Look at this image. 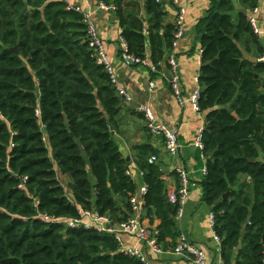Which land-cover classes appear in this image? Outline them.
Masks as SVG:
<instances>
[{
  "label": "trees",
  "instance_id": "1",
  "mask_svg": "<svg viewBox=\"0 0 264 264\" xmlns=\"http://www.w3.org/2000/svg\"><path fill=\"white\" fill-rule=\"evenodd\" d=\"M237 1L248 12L258 6ZM115 7L128 53L149 52L160 70L175 40L164 4L147 1L146 27L121 2ZM196 31L199 112L206 114L203 202L212 208L224 263L264 264V46L233 0H211ZM121 103L89 49L82 14L61 0H0V264H144L121 252L113 235L60 222L80 218V209L114 222L130 216L138 188L111 131ZM134 150L146 215L160 220L159 241L172 248L181 235L176 208L166 210L162 164L149 163L159 151L149 143Z\"/></svg>",
  "mask_w": 264,
  "mask_h": 264
},
{
  "label": "crops",
  "instance_id": "2",
  "mask_svg": "<svg viewBox=\"0 0 264 264\" xmlns=\"http://www.w3.org/2000/svg\"><path fill=\"white\" fill-rule=\"evenodd\" d=\"M67 5H78L84 11H91L98 29L99 36L104 42V52L118 80V87L124 89L131 100L126 101L120 97L121 112L117 119V129L113 136L124 159L129 163L128 171L137 185L138 191L144 185L143 177L137 168V155L135 146L149 143L159 151L158 161L164 170L163 179L167 185V195L175 190L180 184L179 172L186 171L190 180V195L184 206V215L177 220L180 234L184 235L190 242L208 249L209 259L204 264H218L221 257V247L213 239L214 230L211 225L212 208L203 202L204 188L202 182L205 178L204 170L207 159L202 150L194 145L195 138L205 126V116L196 111L191 102V96L196 90H200L198 78L201 70V42L197 34L198 23L206 16L211 0H183L182 5L186 8L184 22V35L173 45L171 51L166 55V61L161 69L153 72L145 67H126L123 65V53L125 45L122 42V29L116 10H103L99 8L102 0H61ZM121 2L125 15L144 21L147 26L148 15L146 4L148 0H107L108 6H115ZM237 12L241 10L237 0H233ZM165 7L166 24L175 23L178 16V7L169 3H163ZM264 0H258V6H263ZM248 15V11H247ZM259 28L263 32L260 35L264 46V15H258ZM147 57L150 58L149 52ZM175 57L179 65L181 75L182 99L180 104L176 98L171 80L173 77L170 59ZM245 57L254 60V56L246 54ZM264 58V56H263ZM259 61V59H258ZM155 86L152 87L151 84ZM117 93V92H116ZM148 108L155 119L175 129L178 132L182 145L179 155H171L165 147L162 139L149 134L146 127L144 115L141 108ZM57 178L64 186L70 180L63 176L55 163ZM179 179V182H178ZM93 181V179H92ZM65 187V186H64ZM66 188V187H65ZM69 198L73 201V195L67 190ZM123 207V204H120ZM131 214V211L129 212ZM144 222L152 227L158 228L160 220L154 218L151 221L146 215V209L142 214ZM124 242L129 246L137 245L135 237L125 236ZM138 248L144 253L151 264H194L189 259L178 257L173 253L154 254L145 245L138 244Z\"/></svg>",
  "mask_w": 264,
  "mask_h": 264
},
{
  "label": "built area",
  "instance_id": "3",
  "mask_svg": "<svg viewBox=\"0 0 264 264\" xmlns=\"http://www.w3.org/2000/svg\"><path fill=\"white\" fill-rule=\"evenodd\" d=\"M183 0H157V3H169L178 7V16L174 23L175 26V40L174 44L181 39L185 33L184 22L186 16V8L182 5ZM100 9L103 10H116V7H110L105 3L101 2L99 5ZM67 9L70 11H75L83 15V23L86 25L87 38L89 49L93 51L96 62L98 65L103 66L107 73L110 75L111 82L115 87V90L119 96L124 98L126 101H130V96L126 93L124 89L118 87V80L112 65L110 64L107 56L104 52V42L99 36L98 29L91 11H84L78 5H67ZM258 15H264V4L263 6H257L248 12V20L251 24L253 31L256 35H262L263 32L259 28ZM122 42L125 45V52L123 53V65L126 67H145L149 68L153 72H157L158 69L152 64L150 58H140L128 53L127 44L122 38ZM202 54V53H201ZM259 62L264 63V58H260ZM170 66L172 68L173 77L171 80L172 90L178 99L180 104H184L182 99V89H181V75L179 73V65L175 60V57L170 59ZM152 87L155 85L152 83ZM200 90H196L191 96V102L196 111L199 112V100ZM140 112L144 115L146 120L147 131L150 135L162 139L165 143L166 150L171 155H179L182 152V145L179 140V135L177 130L171 129L165 124L158 122L153 113L148 108H141ZM37 116H40V111L37 110ZM194 145L203 151V130L198 132ZM158 161V157L152 156L149 159V163L153 164ZM128 176H131L129 171L126 172ZM143 177L144 173L140 172ZM204 174L207 175V169L204 170ZM180 184L179 186L168 193L167 200L172 207L176 208V219L179 220L184 215V206L190 195V180L189 174L186 171L179 172ZM27 177L22 179V184L19 186L20 189H26ZM147 194V185L144 184L136 194L130 197L131 214L128 219L121 222H114L109 215H101L95 211H87L80 209V218L78 219H62L60 222L63 223L68 228H94L99 233H106L113 235L117 241L121 252L136 257L140 259L144 264H151L145 257L144 253L138 248V244L145 245L154 254H164L173 253L178 257H184L189 259L194 264H204L209 259L208 249L196 245L190 242L184 235H180L177 239L176 245L172 248L165 249L159 241V231L156 227L147 225L142 219V214L145 211V195ZM46 220L51 218L46 217ZM54 220V219H53ZM212 228L214 230V215L210 218ZM125 236L135 237L137 240V245L129 246L124 242ZM213 239L221 247V238L214 231ZM218 264H225L222 256L218 261Z\"/></svg>",
  "mask_w": 264,
  "mask_h": 264
},
{
  "label": "water",
  "instance_id": "4",
  "mask_svg": "<svg viewBox=\"0 0 264 264\" xmlns=\"http://www.w3.org/2000/svg\"><path fill=\"white\" fill-rule=\"evenodd\" d=\"M239 12L244 13L245 15H247V11L244 10V9H241ZM14 50H15L16 53L18 52V51H17V48H15ZM76 65H77L78 68H80V66H79L78 64H76ZM205 117H206V116H205ZM111 131L114 132V129L111 128ZM229 195H230V192L226 193V194L223 196V199H228V198H229ZM165 205H166V210H167L168 212H170L171 209H172V206L170 205V203L168 202V200L166 201V204H165Z\"/></svg>",
  "mask_w": 264,
  "mask_h": 264
},
{
  "label": "rangeland",
  "instance_id": "5",
  "mask_svg": "<svg viewBox=\"0 0 264 264\" xmlns=\"http://www.w3.org/2000/svg\"><path fill=\"white\" fill-rule=\"evenodd\" d=\"M92 179H93V178H92ZM64 186L66 187L67 190H69V189L67 188V185H66L65 183H64Z\"/></svg>",
  "mask_w": 264,
  "mask_h": 264
}]
</instances>
